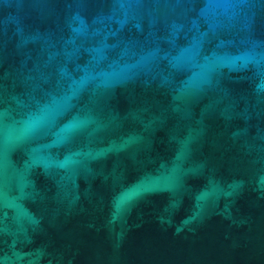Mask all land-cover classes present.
Listing matches in <instances>:
<instances>
[{
  "label": "water",
  "instance_id": "obj_1",
  "mask_svg": "<svg viewBox=\"0 0 264 264\" xmlns=\"http://www.w3.org/2000/svg\"><path fill=\"white\" fill-rule=\"evenodd\" d=\"M0 264H264V0H0Z\"/></svg>",
  "mask_w": 264,
  "mask_h": 264
}]
</instances>
